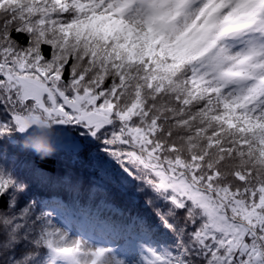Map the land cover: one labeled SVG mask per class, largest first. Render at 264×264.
<instances>
[{"label": "snow or ice", "instance_id": "obj_1", "mask_svg": "<svg viewBox=\"0 0 264 264\" xmlns=\"http://www.w3.org/2000/svg\"><path fill=\"white\" fill-rule=\"evenodd\" d=\"M0 264H264V0H0Z\"/></svg>", "mask_w": 264, "mask_h": 264}, {"label": "clouds", "instance_id": "obj_2", "mask_svg": "<svg viewBox=\"0 0 264 264\" xmlns=\"http://www.w3.org/2000/svg\"><path fill=\"white\" fill-rule=\"evenodd\" d=\"M57 136L56 126L41 115L40 119L34 122L31 131H26L23 135L20 145L25 150L46 157L56 152Z\"/></svg>", "mask_w": 264, "mask_h": 264}, {"label": "trees", "instance_id": "obj_3", "mask_svg": "<svg viewBox=\"0 0 264 264\" xmlns=\"http://www.w3.org/2000/svg\"><path fill=\"white\" fill-rule=\"evenodd\" d=\"M37 163L41 164V166H47L44 162L37 160ZM56 163V161H48L49 166Z\"/></svg>", "mask_w": 264, "mask_h": 264}]
</instances>
